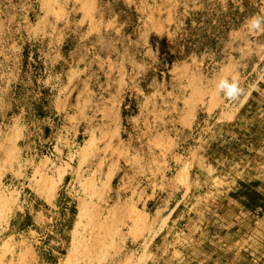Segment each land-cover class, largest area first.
<instances>
[{"label":"crops","instance_id":"1","mask_svg":"<svg viewBox=\"0 0 264 264\" xmlns=\"http://www.w3.org/2000/svg\"><path fill=\"white\" fill-rule=\"evenodd\" d=\"M247 3L258 8L254 0H0V180L19 181L26 173L33 184L27 205L8 222L17 232L13 238L50 256L48 234L36 243L33 238L52 220L59 230L78 224L83 199L70 209L71 181L113 182L117 166H152L158 160H143L138 152L163 148L141 136L161 138L165 125L192 127L199 114L221 108L218 80H239L264 61V32L247 26L264 16V6L248 13ZM217 9L243 16L237 26L220 25L215 49L198 47L199 39L190 48L193 28L207 32L208 15ZM210 57L218 62L208 74ZM11 147L20 162L6 157ZM49 150L51 157L44 154ZM100 151L109 158L97 157ZM153 172H146L155 182L146 206L154 201L159 214L162 175ZM36 259L32 263L46 262Z\"/></svg>","mask_w":264,"mask_h":264},{"label":"rangeland","instance_id":"2","mask_svg":"<svg viewBox=\"0 0 264 264\" xmlns=\"http://www.w3.org/2000/svg\"><path fill=\"white\" fill-rule=\"evenodd\" d=\"M254 2L258 8L254 3L245 5L248 13L264 6V0ZM210 12L211 28L203 34L193 28L187 37L190 48L196 47L199 39L198 47L215 49L220 25L237 26L243 16L238 11H231L229 16L219 9ZM217 60L210 57L206 73L216 70ZM263 71L264 61L256 69L243 71L238 80L243 94L234 101L223 96L221 108L209 116L199 114L192 127L176 130L165 125L161 138L152 140L149 133L141 136L148 146L158 143L163 148L138 152L143 160L156 158L158 162L154 165L117 166L113 182L101 178L82 181V177L71 181L67 189L70 209L76 211L77 200L83 199L78 224L74 227L67 224L59 230L52 220L46 227L48 231L37 232L33 238L36 243L48 234L53 243L48 249L50 256H44L38 250L39 245L32 252L21 243V238H13L17 232L8 227L14 210L27 205L32 177L26 173L19 181L3 177L0 264H264ZM44 154L51 157L53 152ZM6 157L12 163L20 160L18 150L13 147ZM97 157L109 158L106 151L97 152ZM84 159L80 157V162ZM76 160L71 156L75 165ZM104 167H99L101 172ZM259 169L263 171L257 177L255 171ZM149 170L162 175L158 192L165 207L159 214L153 213L154 201L146 206V200L155 192V182L151 183L146 173ZM54 180L50 179L53 186ZM236 190L241 194L240 199L235 198L234 206L227 197L234 195V198ZM19 194L25 195V200ZM228 203L229 207L234 206L232 215L221 213ZM195 219L198 221L194 225ZM20 226L22 223L16 229ZM58 234H61L59 247ZM23 237L27 239V235ZM197 254L203 256L199 261L193 257ZM35 256L46 262L32 263Z\"/></svg>","mask_w":264,"mask_h":264},{"label":"clouds","instance_id":"3","mask_svg":"<svg viewBox=\"0 0 264 264\" xmlns=\"http://www.w3.org/2000/svg\"><path fill=\"white\" fill-rule=\"evenodd\" d=\"M248 30L250 32H264V16H254L247 21ZM218 92L230 101L237 100L242 94L243 89L237 79H229L227 77L220 78L216 84Z\"/></svg>","mask_w":264,"mask_h":264},{"label":"bare ground","instance_id":"4","mask_svg":"<svg viewBox=\"0 0 264 264\" xmlns=\"http://www.w3.org/2000/svg\"><path fill=\"white\" fill-rule=\"evenodd\" d=\"M248 134L250 133V131L248 130V132H247ZM261 170L262 169H259V170H256L255 171V175L258 177V176H260L261 174H260V172H261ZM258 171V172H257ZM263 171V170H262ZM255 177H253V178H251V179H254ZM226 194V193H225ZM240 192H239V190H236V192H235V197L233 198V196L234 195H230L229 197H227V199L229 200L228 202H232L233 203V205L235 206V198H238V196H239V199H240ZM227 207H226V209L224 210V211H222L221 210V213L223 212V214H227V215H232V208L234 207H229V203H228V205H226ZM220 209H222V208H220ZM221 213H220V215H221ZM198 218V217H197ZM196 221H198L197 219H195V220H193V224L195 225V223H196ZM203 232H205V231H203ZM255 236V235H254ZM254 240L252 241L253 243H254V241L256 242V236H255V238H253ZM197 241H195V243H196ZM194 246V245H193ZM171 248V247H170ZM194 250H196V247H195V249ZM169 253H170V251H169ZM160 254V253H159ZM242 254V253H241ZM239 255V254H238ZM194 257V259H196L197 261H199V260H201V258L203 257L202 255H199V254H197V255H195V256H193ZM241 257H239L238 259H240Z\"/></svg>","mask_w":264,"mask_h":264}]
</instances>
